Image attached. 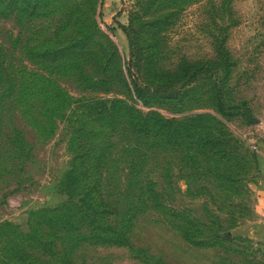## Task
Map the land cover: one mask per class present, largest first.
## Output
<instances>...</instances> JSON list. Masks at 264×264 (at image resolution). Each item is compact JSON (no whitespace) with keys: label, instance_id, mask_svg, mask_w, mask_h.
<instances>
[{"label":"rangeland","instance_id":"374dc122","mask_svg":"<svg viewBox=\"0 0 264 264\" xmlns=\"http://www.w3.org/2000/svg\"><path fill=\"white\" fill-rule=\"evenodd\" d=\"M263 177L264 0H0V256L264 264Z\"/></svg>","mask_w":264,"mask_h":264},{"label":"trees","instance_id":"16d2710c","mask_svg":"<svg viewBox=\"0 0 264 264\" xmlns=\"http://www.w3.org/2000/svg\"><path fill=\"white\" fill-rule=\"evenodd\" d=\"M126 34H127V37L129 38V34L127 32H126ZM143 87L146 88L145 91H147L151 95H154V96L156 95V92H152V91L148 90L149 89L148 87H150L149 85H147V86L144 85ZM144 92L141 91L140 88L136 87V96L137 97H139V98L143 97V96H141V94H144ZM169 95H170V97L173 98L174 96L178 95V93L172 92ZM129 110L131 112L129 114V120L130 121L133 120L135 122L134 126H132V127H133V131H134V135L137 138H141V137H147L148 138V136H150L151 134H156L157 131L156 132H154V131L156 130L157 124H161V126L164 125V126H166V128H168V132L165 134L166 136L170 137L172 135V131L174 130L173 126H175L174 122L164 120L158 115H156L157 118L151 122V121H149L150 120L149 116L142 117L133 108H129ZM133 112L136 114V116L133 115ZM183 121L187 122V121H193V120L190 119V120H183ZM101 158L100 157L96 158L95 159L96 162ZM60 210H64V208L62 207V209H60ZM47 212L50 214L55 213V211H53V212L47 211ZM44 213H46V212L42 211L40 213H34V216H36V218H38V219H43V218H45L43 216ZM38 214H40V215H38ZM53 218L54 217H50V218H47V220L49 222H53ZM44 236L45 235L41 234L37 229L36 230L34 229L29 234H18L17 233V235L15 236V239H16L15 241H17V242L14 243L11 246V248H8V249L6 248V249H4V251L2 250L3 256H0V264H30L31 262H26V260H27L26 256H24V260H20V259L13 260V258H11V256H9V253H11L12 251L15 254L17 252L24 253L23 247H27V249L41 248L42 250H44L46 247L50 248V244L46 245V243L44 242V240H43Z\"/></svg>","mask_w":264,"mask_h":264},{"label":"crops","instance_id":"0c3cea01","mask_svg":"<svg viewBox=\"0 0 264 264\" xmlns=\"http://www.w3.org/2000/svg\"><path fill=\"white\" fill-rule=\"evenodd\" d=\"M260 188L262 190V193H260L264 199V177L261 180Z\"/></svg>","mask_w":264,"mask_h":264}]
</instances>
